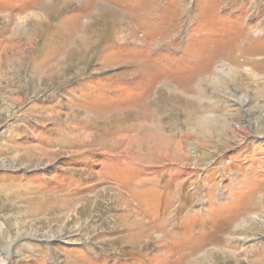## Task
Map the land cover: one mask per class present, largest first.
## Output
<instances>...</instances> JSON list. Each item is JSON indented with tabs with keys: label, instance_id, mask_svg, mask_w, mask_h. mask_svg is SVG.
<instances>
[{
	"label": "rangeland",
	"instance_id": "374dc122",
	"mask_svg": "<svg viewBox=\"0 0 264 264\" xmlns=\"http://www.w3.org/2000/svg\"><path fill=\"white\" fill-rule=\"evenodd\" d=\"M0 264H264V0H0Z\"/></svg>",
	"mask_w": 264,
	"mask_h": 264
}]
</instances>
